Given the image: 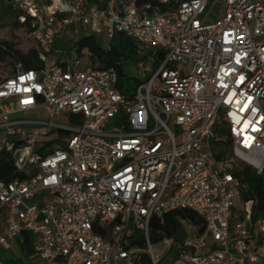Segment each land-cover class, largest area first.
<instances>
[{
  "label": "built area",
  "instance_id": "1",
  "mask_svg": "<svg viewBox=\"0 0 264 264\" xmlns=\"http://www.w3.org/2000/svg\"><path fill=\"white\" fill-rule=\"evenodd\" d=\"M8 2L29 18L43 67L0 81V158L18 175L0 177V249L29 233L40 264H162L153 219L190 211L202 224L169 264L260 263L264 217L253 220L250 201L239 220L235 172L264 175V0ZM76 25L107 48L123 33L150 51L134 65L147 77L121 83L114 68L52 60ZM37 111L49 121L13 119ZM63 115L76 127L57 125ZM53 129L58 140L39 142ZM213 141L229 142V156L218 160Z\"/></svg>",
  "mask_w": 264,
  "mask_h": 264
},
{
  "label": "trees",
  "instance_id": "2",
  "mask_svg": "<svg viewBox=\"0 0 264 264\" xmlns=\"http://www.w3.org/2000/svg\"><path fill=\"white\" fill-rule=\"evenodd\" d=\"M7 14L14 17L18 21L19 26L26 27L28 30L29 18L14 12L8 0H0V15L4 18ZM84 51L90 52L91 59L97 60L94 62L95 64L98 63V67L116 69L121 83L129 81L126 75L128 67L134 66L151 54L150 51L142 52L139 45L123 33H116L108 48L102 46L95 36L86 37L79 43L78 53L82 54ZM6 56L14 58L20 68L25 71L39 70L43 67V63L38 57L37 49L23 53L16 49L13 43L2 41L0 43V60H3ZM164 58L165 53L158 52L153 63L154 69H159ZM172 67H174V64H172ZM16 73L14 72V74ZM134 84H139V81L135 80ZM214 133L215 137L219 139L228 136L224 128H217ZM212 145L214 154L218 160L229 156V142L222 144L213 141ZM16 176L18 175L15 172L11 158L2 156L0 158V177L11 181ZM235 176L242 182L241 205L238 206L237 211H242L243 206L252 201L253 220L256 221L259 217H264V175L258 176L251 168L243 167L235 172ZM242 218L243 215L239 217V220H242ZM179 220L190 222L192 225L202 224V219L190 211H179L168 215L156 216L151 226L150 235L152 244H161L165 241L173 240L179 233ZM236 221L234 220L232 224L234 225ZM132 246H138L139 249H142L144 241L137 238L133 241ZM139 264H151V261L149 258L143 256L139 260Z\"/></svg>",
  "mask_w": 264,
  "mask_h": 264
},
{
  "label": "rangeland",
  "instance_id": "3",
  "mask_svg": "<svg viewBox=\"0 0 264 264\" xmlns=\"http://www.w3.org/2000/svg\"><path fill=\"white\" fill-rule=\"evenodd\" d=\"M87 28L76 25L67 29L64 33L61 34L56 40L55 51L53 53V58H64L65 61L70 63H75L79 61V68L85 69L87 66H97L95 64L97 60L91 59V54L89 51H84L82 54L78 53L79 43L90 36ZM97 41L103 45V40L100 37H97ZM2 41H8L13 43L16 46V49L20 50L23 53H28L32 49H36V43L29 37V33L26 27H21L18 24V21L7 14L4 18L0 15V43ZM107 48V47H105ZM95 61V62H94ZM89 64V65H88ZM95 64V65H94ZM149 67V66H148ZM20 69V66L16 63L15 59L6 56L3 60H0V81L13 77ZM127 75L132 78L133 81L142 77L145 79L147 73L145 71L139 72L136 70L135 66L128 67ZM70 115H63L60 118H56L54 122L57 125L66 127V128H75L76 124L71 122L69 119ZM13 119L19 120H42L49 121V116L46 112L37 111L30 112L26 114H19L13 117ZM114 127V124L111 123L110 128ZM42 132H45V129H42ZM60 138V134L57 129H53V133L46 137H39V142H54ZM240 168L244 167L243 163L239 164ZM44 193H41L43 196ZM36 203L34 200L30 204ZM242 211H238V218L242 215ZM196 235V232L190 222L179 220V233L177 236L170 241L171 246L168 247L167 243L153 244V252L159 259L162 261V264H169L173 258L174 248L175 250L179 247V242L184 239H191ZM35 238V237H34ZM33 244V241L31 242ZM24 243L23 239L20 241L9 244L5 248L3 255L8 264H40L34 261L33 251L31 252L32 244ZM173 248V251H171Z\"/></svg>",
  "mask_w": 264,
  "mask_h": 264
},
{
  "label": "crops",
  "instance_id": "4",
  "mask_svg": "<svg viewBox=\"0 0 264 264\" xmlns=\"http://www.w3.org/2000/svg\"><path fill=\"white\" fill-rule=\"evenodd\" d=\"M55 45H56V43H55ZM55 48H56V47H54V49H53V53H54V51H55ZM53 53L50 55V57L52 58V60L57 61V62H59V63L65 65V66H67V67H69V66H71V65L74 64V63H70V62L65 61L63 57H62V58H58V59H54L53 56H52ZM88 65H89V64H88ZM43 112H44V111H43ZM20 239H23L24 243H26V244H30V243L33 241V244L31 243V244L33 245V247L31 246V252H32V251H33V248H34V245H35V238L33 237V235H31V234H29V233H24L19 239H17V240H16L15 242H13L12 244H14V243L20 241ZM6 247H7V246H4V247H2V248L0 249V260L3 261V262H5V263H7V262H6L5 258H4L5 256L3 255V253H4ZM7 264H8V263H7ZM258 264H264V256H263L261 262L258 263Z\"/></svg>",
  "mask_w": 264,
  "mask_h": 264
}]
</instances>
